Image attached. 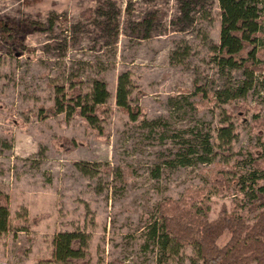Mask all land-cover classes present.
<instances>
[{"label":"rangeland","instance_id":"1","mask_svg":"<svg viewBox=\"0 0 264 264\" xmlns=\"http://www.w3.org/2000/svg\"><path fill=\"white\" fill-rule=\"evenodd\" d=\"M24 21L39 28L16 42L12 26ZM219 32L217 0H0V191L13 223L0 236V264H47L52 236L72 229L90 235V264H156L147 216L220 174L230 187L213 197L210 219L223 206L246 211L239 178L264 151V84L255 71L248 96L223 104L195 92L200 86L208 97L245 79L242 70L224 73L211 61ZM125 71L135 84L131 102L154 124L131 121L116 106ZM99 74L110 93L99 130L78 116L39 117L54 105L56 85L67 90L78 77L86 90ZM232 106L242 109L230 116L232 156L215 149L210 160L197 159L187 149L191 131L214 133ZM63 139L77 146L64 151ZM180 154L191 163L181 165ZM77 162L96 172L83 173ZM168 262L200 264L191 246Z\"/></svg>","mask_w":264,"mask_h":264},{"label":"trees","instance_id":"2","mask_svg":"<svg viewBox=\"0 0 264 264\" xmlns=\"http://www.w3.org/2000/svg\"><path fill=\"white\" fill-rule=\"evenodd\" d=\"M217 3L219 42L210 46V59L221 72L242 70L245 79L234 86L214 91L208 97L200 86H196L195 92L204 100L208 98L223 104L233 97L248 96L254 86L255 71L262 74L258 82L264 84V0H217ZM38 24L24 21L19 26H12L19 32L16 33V42L23 40L24 32L28 29H38ZM177 54L174 52V55ZM55 87L54 105L40 110L41 119L64 113L67 119L78 116L92 128H101L110 96L102 74L93 79L86 90L78 77L73 78L67 90L63 84ZM134 88L130 72L120 73L115 89V104L131 121L143 118L147 122L141 108L131 102ZM142 95L137 93L138 98ZM241 110V107L232 106L230 114L225 112L214 133L210 130H192L195 142L188 146V151L191 154L199 153L197 159L203 162L217 154L215 149L227 157L232 156V142L237 133L230 116L239 115ZM154 123L147 122L149 125ZM76 144L66 139L60 142L64 151L73 150ZM257 154L250 158L254 169L248 176L239 178L247 203L244 213L228 211L223 206L220 214L210 219L209 214L215 203L213 197L220 190L230 187L221 174L213 185L203 191H196L187 198L168 199L157 205L154 217L148 215L146 222L147 238L159 252L156 264H169L170 257L178 255L182 247L188 246L195 250L200 264H264V151H257ZM178 160L181 165L191 163L185 154H180ZM76 166L88 175L96 172V169H90L81 162H77ZM251 214L253 218L250 219ZM10 230H13V223L9 197L0 191V236ZM89 243L90 235L84 230L60 231L52 236L51 254L45 262L90 264Z\"/></svg>","mask_w":264,"mask_h":264}]
</instances>
